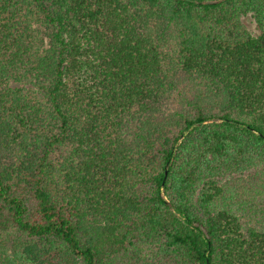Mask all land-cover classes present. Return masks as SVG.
Listing matches in <instances>:
<instances>
[{"label": "trees", "instance_id": "16d2710c", "mask_svg": "<svg viewBox=\"0 0 264 264\" xmlns=\"http://www.w3.org/2000/svg\"><path fill=\"white\" fill-rule=\"evenodd\" d=\"M0 264H264V0H0Z\"/></svg>", "mask_w": 264, "mask_h": 264}, {"label": "rangeland", "instance_id": "374dc122", "mask_svg": "<svg viewBox=\"0 0 264 264\" xmlns=\"http://www.w3.org/2000/svg\"><path fill=\"white\" fill-rule=\"evenodd\" d=\"M245 22L247 23V25H248V27H249L250 29L256 31V26H255V24L251 21V18L247 17V18L245 19ZM14 245H15L14 243H8V248H9V250L13 249V246H14Z\"/></svg>", "mask_w": 264, "mask_h": 264}]
</instances>
